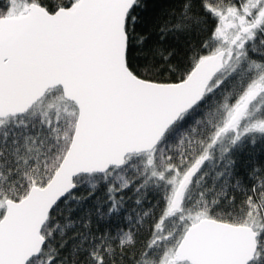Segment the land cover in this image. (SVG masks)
Here are the masks:
<instances>
[{"label":"snow or ice","instance_id":"1","mask_svg":"<svg viewBox=\"0 0 264 264\" xmlns=\"http://www.w3.org/2000/svg\"><path fill=\"white\" fill-rule=\"evenodd\" d=\"M144 6L0 0V264H264V0Z\"/></svg>","mask_w":264,"mask_h":264},{"label":"trees","instance_id":"2","mask_svg":"<svg viewBox=\"0 0 264 264\" xmlns=\"http://www.w3.org/2000/svg\"><path fill=\"white\" fill-rule=\"evenodd\" d=\"M178 3L179 0H144L145 6L140 10L142 13L141 19L147 22V27L151 30L169 9L178 7ZM248 163L254 165L264 164V142L258 141L255 146L247 145L242 152L238 153V166L242 171L246 170ZM120 223H124L123 219ZM150 224L151 220L145 218L138 239L147 238Z\"/></svg>","mask_w":264,"mask_h":264}]
</instances>
